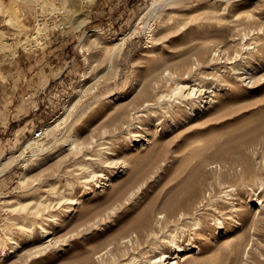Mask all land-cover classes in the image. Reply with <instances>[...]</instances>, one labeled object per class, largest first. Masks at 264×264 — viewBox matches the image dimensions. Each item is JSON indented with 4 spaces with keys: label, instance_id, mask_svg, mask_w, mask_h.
I'll return each mask as SVG.
<instances>
[{
    "label": "rangeland",
    "instance_id": "rangeland-1",
    "mask_svg": "<svg viewBox=\"0 0 264 264\" xmlns=\"http://www.w3.org/2000/svg\"><path fill=\"white\" fill-rule=\"evenodd\" d=\"M157 1L0 0V238L7 249L3 253L0 248V264H102L95 253L111 248L121 258L125 246L122 240L132 232L139 236V242L133 245L135 252L140 255L144 247L143 252L148 250L147 254L153 255L161 251L162 239L170 231L176 232L174 224L179 221L174 216L182 202L194 207L200 197H216L228 185L236 188L224 196L220 211L210 210L214 215L207 216L206 231L201 233L204 236L191 235L196 226L190 217L182 220L187 228L185 243L190 235L199 243L179 264H264V218L253 221L250 214L256 207L253 203H258V194L264 202V186H258L259 180L264 181V0H177L154 12L150 8ZM38 8L60 13L67 24L65 30L56 31L39 45L30 40ZM135 28L141 30L129 35L123 48H115V42ZM166 31H172L166 41L156 43L151 33L158 36ZM245 33L251 37L247 34L245 40ZM147 43L152 47L146 49ZM225 46L228 48L222 49ZM233 46H239L238 50ZM212 49L220 50L221 63L214 60L209 67L194 64L198 67L194 78H201L197 82L202 80L207 85L228 82L222 84L226 87L216 96L215 106L195 121L159 134L142 148L135 146L123 153L128 141L123 137L113 139L118 162H130V169L95 194L94 189L115 172L118 162L107 150L91 148L88 153L96 158V172L89 174L77 163V153H67L71 133L85 139L91 133L96 138L110 136L103 129L113 127L125 103L112 107L107 95L121 94L124 101L141 93L134 105L140 107L146 99L165 94L166 101L173 104L169 106L171 101H167L165 109L159 107L157 112L163 124L167 123L170 111L177 114V100L182 96L173 91L175 79L163 81L160 76L167 69L175 70L187 58L190 62L210 56ZM198 50L202 53H196ZM227 51L231 55L225 54ZM238 70L257 75H253V86L236 77ZM205 75L212 76L213 81ZM186 101H192V97ZM84 108L87 111L83 113ZM155 117V110L146 112L134 120L133 126H143ZM40 127L45 136L36 139L33 133ZM140 132L144 133L143 128ZM136 133L139 131H131L129 139L135 140ZM59 157L63 160L56 163ZM197 167L201 168L197 186L194 182L197 197L194 193L189 196L184 179ZM26 171L29 177L23 181ZM69 177L74 178L75 186L68 184ZM51 183L57 184L56 189ZM59 192L63 195L60 201L56 200ZM40 193L54 201L41 215L33 209L34 203L27 210L9 208L14 197L30 201ZM78 198L83 203L69 218V201ZM173 198L176 204L183 200L175 205V211V206H169L171 219L178 222L159 224L158 211L169 201L174 202ZM115 204L119 208L111 217L108 211ZM233 205L238 206V212ZM214 216L224 218L225 227L219 230L228 229L232 234L229 243L216 238ZM38 220L53 232L50 236L43 238L38 228L31 231L25 226L34 223L36 227ZM250 239L253 245L246 260L244 251ZM17 243L18 250L24 249L23 256H17L20 251L10 254ZM66 243H72L73 249L57 256ZM39 244H49L50 249L39 253ZM198 244L203 246L202 253H197ZM107 259L111 260L112 254Z\"/></svg>",
    "mask_w": 264,
    "mask_h": 264
},
{
    "label": "bare ground",
    "instance_id": "bare-ground-1",
    "mask_svg": "<svg viewBox=\"0 0 264 264\" xmlns=\"http://www.w3.org/2000/svg\"><path fill=\"white\" fill-rule=\"evenodd\" d=\"M172 1L177 2V0H159L156 3H153L154 5H152L150 9H152L154 12H160L162 7H163V5L165 3L167 4V3L172 2ZM36 13H37V11H36ZM152 16L153 15H151L149 17L151 18ZM147 21H146V23H147ZM182 23H184V22H182ZM143 24L144 23H141V25H143ZM138 26H139V24H138ZM138 30H137V28H135V30L130 31L129 33L127 32L128 34H126L125 36L121 37L119 39V41L115 42V44H114L115 48H117V49L119 47L123 48L125 46V42H126L128 36L129 35H133V34L135 35L138 32ZM170 32H172V31H166V32H163L161 34L159 33L158 36L154 32L151 33V34H152V37L155 38V42L160 44V43H164L166 41V39H167V37H168ZM253 32L254 31H252V34H253ZM245 34H244L243 38L245 36H247L248 33L246 35ZM250 34H251V32H250ZM250 37H251V35L249 36V34H248L247 38H250ZM243 38H242V40H243ZM247 38L245 37V40ZM243 42H245V41H243ZM243 42H242V46H243ZM207 43H209V42H206V44ZM234 46L231 47V48H235V51L238 50L239 46L238 47H234ZM242 46L240 45V47H242ZM151 47L152 46L148 44L146 46V49L147 48L149 49ZM217 47H218V45H217ZM225 48L227 49L228 47L225 46L222 49L226 50ZM242 48H244V46ZM247 48L248 47H246V49ZM208 49H210V47ZM240 49H239V51H240ZM205 51H206V48H205ZM214 51L212 49L211 53L208 51L211 54L210 55L208 53L210 56L207 57L206 55H203V56H205V58H203V56L200 55V56H202L201 59L200 58H195L194 61L191 60L192 62L191 61L189 62V60L186 61L188 58L186 60L182 59L183 61H180L181 63H180V66L178 68H176L175 70H174V68H173V70L167 69V71L164 72L163 75H161L162 77L160 76V78L162 80L164 79L163 81H170L171 79H175L177 81V85H176V87L174 88L173 91H174L175 94L179 93L182 96L179 100H177L178 106H179L178 110L176 111L177 114H175L174 111H170V115L168 113L169 116L167 117L168 118V122L166 121L167 123L163 124V122H162L163 118L161 119V114L159 115V113H158L159 111L157 109L159 107H162V108L166 107V106H164V104L167 103V101H169V100L166 101V99L164 97L165 94H160L159 96H157L154 99H146L143 102L142 106H140V107H134V105H135L136 100H137L136 98H138V96H140L141 93L138 94L133 99H128L126 97L125 100H124L125 102L123 101V99H122L123 95H121V94L120 95H116V96L115 95H113V96L107 95V98H108L107 101L112 105V107L117 108V106L119 104H122V102L125 103V105L123 106L122 111L117 113V116L115 117L114 121L111 120V121H113L112 124H114L113 127H111L110 129L109 128H104L103 129V132L104 133H109L110 136L107 137L106 139L105 138H96L94 136V134L91 133L90 134V138L89 139H85V138L78 137V135L75 134V133L74 134L71 133L70 139H67V142H68L67 150H69V152H67V153H72V152L77 153V163L79 165H81V166H84L86 168V170H88L89 174H93V173L95 174V172H96L95 171L96 164H94L93 160L96 159V158H92V155L88 153V150H90L91 148L94 149L96 146H98L99 150H107L108 151L107 153L109 155H111L113 157V159L116 160V163H117L118 162V158H119V152H117L116 149L114 148L113 139H116L118 137H120L122 139V137H123L124 141H126V140L128 141V142H126V143H128V145L125 146V148L123 149L124 150L123 153H125V151H130L135 146L142 148L145 145L150 144L152 141H154L153 139L155 137H158L159 134H162V133L168 134L171 130H173L174 128L178 127L180 124H183V123L187 124L189 122L195 121L196 119L200 118L201 116H203L204 114L209 112L215 106V104L217 103L216 96L219 93H221L223 90H225L224 87H226V86H224V85L228 84V82L225 83V84L224 83L219 84V82L217 81L219 85H216V84H213V83L211 85H207L202 80H200V81L198 80L199 82H197V79H201V78H197V77L194 78V76H196L195 75L196 74L195 72L197 71L196 69H198L197 65L195 66L194 64H198V66L200 65V67H202V66L209 67L210 65L214 64V63H212L214 60H216L218 62V60L220 58L219 55H220L221 52H220L219 49H217L215 52ZM228 51L225 54H230V52L232 50L229 53H228ZM198 52H199V50L196 53H198ZM237 53L239 54L238 51H237ZM237 53H236V56L238 55ZM196 56H194V57H196ZM230 57H225V58L226 59L228 58V61H229V60H231V59H229ZM191 59H193V57ZM235 60H234V62H236ZM224 62H225V60H224ZM216 64L217 63H215V65ZM232 67H233V65H232ZM259 67H260V65H259ZM203 68H202V70H203ZM202 70H198V71L200 72ZM204 70H205V68H204ZM205 71H202V72H205ZM257 72H259V71H257ZM205 73H203V76H204ZM235 73H236V77L239 78V80H241L242 82H244V83L246 82L245 84H247V85L248 84H252V86H253V82H256V80L254 81L255 77L258 78L257 75L255 76V74H253L255 76L254 77L253 75H251L249 72H246V71H239L238 70L237 72L235 71ZM240 73H243V75L240 74ZM186 76H189L190 78L187 79V80H184ZM199 76H200V74H199ZM207 76H208V74H207ZM205 77H206V75H205ZM210 77L212 78V76H210ZM210 77L209 78L206 77V78L207 79H211ZM202 78L204 79V77H202ZM221 79H223V78H221ZM221 79H219V81H221ZM225 79H226V77H225ZM234 79H235V75H234ZM261 79L264 80V76H262ZM159 80L160 79H158V81ZM211 80H209V81H211ZM209 81H207V83H209ZM233 81H236V80H233ZM153 82H154V80H153ZM153 82L151 81L152 84H154V83L156 84L157 81L154 82V83ZM222 84H224V85H222ZM257 85L260 86L259 84H257ZM254 86H255V83H254ZM258 86H256V87H258ZM188 97H192V101H186ZM170 101H169L170 102L169 106H171L173 104L172 100H170ZM120 108H121V106H120ZM163 109H165V108H163ZM133 110H135V111H133ZM151 110H155V112H156V117H155V119H153V121H149L148 123L144 124L143 126H140L139 124L136 125L135 127L133 126V124L136 123V122H134V120L136 118L140 119L142 116L146 115V112H149ZM85 111H87V109L85 110V108H84L83 113ZM61 116H63V115H61ZM60 120H62L61 117H60ZM142 128H143L144 133L140 132ZM131 131H133V132L139 131V133H136L135 140H130L129 139V133ZM78 138H80V141L78 140ZM29 145H31V143L28 144V146ZM40 151H42V148H40ZM81 157H84L85 159H89L90 161L86 162L85 160L81 159ZM62 160L63 159L61 157H59V158H57L56 163H60ZM6 164H8V163L6 162ZM36 165H38V163L32 164L31 166L28 167V170L35 168ZM130 165L131 164L128 161H121L120 160L118 162V166H117V169L115 170V172L112 173L111 175L106 176L105 180L103 182H101L99 187L97 186V188L94 189L95 194H98V190L101 192V188L105 189V188L109 187L118 177H122L123 175L127 174L128 170L130 169ZM200 169L201 168H198V167L196 169H193L189 173V175L187 177H185V179H184V182L187 183V186H188L186 191L188 192L189 196L191 194H193L194 190L197 188V187L196 188L194 187V182L196 180V176L199 173ZM68 171H69V169H67V174H68ZM92 176H94V175H92ZM28 177H29V174H28V171H26L24 173V175H23L22 180L26 181L28 179ZM86 177H88V176L85 175V178ZM155 180L158 181V179H155ZM258 183H259L258 186H260V187L264 186V181L263 180H259ZM68 184L70 186H75V181H74L73 177H69L68 178ZM51 185L54 187V189H56L57 184L51 183ZM195 186H197L196 182H195ZM235 188L236 187L233 186V185L224 186L223 189L218 193L219 195H217L216 197L211 195L210 198L209 199L207 198L206 200H205L204 197H200L198 199V201H197V200L194 199V197H190V198H192L191 199L192 201L193 200L195 202L197 201L196 204L194 205V207H190V208H188L186 206V204L183 205V202H182V204H180L182 199L180 201H178L177 204L178 205L180 204L179 205L180 206V210H179V212H177L178 213L177 216H174L175 219L179 221V223L174 224V225H177V227L175 228L176 232L170 231L167 234V237L165 236L167 239H165V237L162 239L164 245H163L161 251H159V252H157V253H155L153 255L147 254L148 250H145L143 252V249H145L144 247L141 250L143 254L140 253V255H138L135 252V250L133 248V245L135 243L139 242V236H138V234H134L132 232L129 236L125 237L122 240V242L124 243L125 246H124V249L122 251V254H121L122 257L121 258L119 256H117L116 253H113L114 250L111 249V248H108L107 250L101 249L99 251V254H98V252L95 253L96 254L95 257L97 258V260L99 259L102 264H179L181 262V260H183L186 257V255H190L191 256L190 252L195 249L194 247H196V243H197L198 240L197 239L193 240L191 235L192 236L193 235L196 236L197 234H201V233H204V231H206L204 223L207 222V216L208 215H214L210 210L220 211L221 210L220 209V204H221V201L223 200L224 196H229ZM131 195H133V192H131L129 196H131ZM194 195H195V193H194ZM20 197H14L13 198L14 203L12 202V205H11L12 207H9V208H13V209L14 208H16V209L20 208L22 210H27V209H29V204H31V203L33 204L34 203L33 204V209L35 210V212L37 214L41 215L43 210L48 209V207L51 204L54 205V201H51V198L48 195L44 194V193H40V195L38 197H35V196L32 197L30 201L29 200L28 201H24ZM170 198H172V197H170ZM174 198H173L174 202L173 201L170 202L167 199V201H169V202L164 204L162 206V208L160 209V211H158V216L157 217H158L159 224H163L164 222H165V224H167L170 220L172 222H175V223L178 222V221H175L174 218L171 219L170 212H169V206L170 207H174L175 205L178 206L176 204V202H175L176 199H174ZM178 198H180V197H178ZM60 199H63V195H62V193L59 192L58 198L56 200L60 201ZM187 200H188V197H187ZM256 201L258 203H256V202L253 203V204L256 205V207L251 208V211H250V214L253 215V221H255L257 219L264 218V217H260L262 214H264V209H263L264 208V206H263L264 202H263V200H261V196L259 194H258V196L256 198ZM188 202H190V200H188ZM82 203H83V199H81V198L73 199L72 201L71 200L69 201V205H68L69 206V209H68V217L69 218H71L72 216L77 214V212L79 211ZM184 203H185V201H184ZM176 206L172 209L173 211H175V209L177 208ZM233 207L237 210V212L239 211L238 206L233 205ZM118 208H119L118 205L115 204V206H113L108 211L110 213L107 212L108 215H110L111 217H115L116 216V211H117ZM171 214H173V213H171ZM222 216L225 217V214H223ZM189 217L192 219L191 220L192 224L194 225V227L196 226L195 227L196 229H195V232L191 233L190 238L188 240V243H185V241H186V238H185L186 237V229L187 228H186V226L185 227L183 226L182 220L185 219V218H189ZM214 217H215L214 218L215 219V225L218 228V231H217L218 235L216 236V238H219L222 241L229 243V241H230L229 238L232 236V234L226 228H225L226 230H224V231L219 230V228L225 227L224 218L216 217V216H214ZM212 219H213V217H212ZM143 222H144V220H142L141 225H144ZM21 223L22 224H27L25 220H22ZM95 223L98 224V221L95 222ZM25 226L28 227L31 231H34L35 228H38L39 232L41 233V237H43V238H46V237L50 236L51 233H53V232L50 231V229H48L45 225L42 224L41 220H38L36 227H35L34 223H32L31 225L28 224V225H25ZM11 233L12 232H9L10 235H12ZM151 233L155 234L156 230L152 229ZM147 235H149V232H148ZM202 235L204 236V234H201V236ZM198 236H200V235H198ZM201 236H200V238H201ZM12 237L10 236V238H12ZM252 239H250L251 241H249V243L247 245V248L244 251L245 252L244 257L246 258V260L250 257L249 254H250L251 247L253 245V240ZM216 242H217V240H215L214 245L217 244ZM198 243H199V241H198ZM198 245L199 246H197V249H198L197 253H202L203 252V246H200V244H198ZM214 245L212 244L213 247H215ZM48 246H49V244L44 245V246H41V244H39L38 245V252L45 254V252H47L50 249V248H48ZM1 247H2V239L0 238V248ZM16 247L17 248H15V250L10 251V254H12L13 252L17 253V252L20 251L19 253H17V256H21V255L23 256L24 252L22 253V251L24 249L18 250V248L20 247L19 243L16 244ZM71 249H73V244L72 243H66V244H64V247L61 248V251L58 253L57 256H62L63 253H66V251L71 250ZM2 251H3V253H6L7 249L2 247ZM197 253H193V254H197ZM108 254L109 255L112 254V259L111 260L107 259ZM194 257H195V255H194ZM244 263L246 264L247 262H244ZM74 264H80V263L76 262Z\"/></svg>",
    "mask_w": 264,
    "mask_h": 264
},
{
    "label": "built area",
    "instance_id": "built-area-1",
    "mask_svg": "<svg viewBox=\"0 0 264 264\" xmlns=\"http://www.w3.org/2000/svg\"><path fill=\"white\" fill-rule=\"evenodd\" d=\"M38 9L40 10L35 14L34 28L30 37V40L37 45L49 40L56 31H63L67 27V24L61 20L60 13L44 11L42 8ZM33 136L36 139H43L45 136L44 128H37Z\"/></svg>",
    "mask_w": 264,
    "mask_h": 264
}]
</instances>
